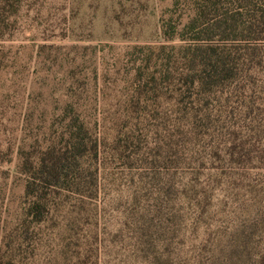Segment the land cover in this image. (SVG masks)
<instances>
[{
  "label": "trees",
  "instance_id": "obj_1",
  "mask_svg": "<svg viewBox=\"0 0 264 264\" xmlns=\"http://www.w3.org/2000/svg\"><path fill=\"white\" fill-rule=\"evenodd\" d=\"M21 3L0 0V71L8 58L2 42ZM161 28V43L136 45L128 54L134 74L126 100L134 109L117 129L115 149L126 147L132 137L130 117L161 115L167 121L174 112L171 120L191 130L195 173L191 187L182 192L190 202L191 222L181 216L179 225L191 232L188 244L194 253H161L145 260L264 264L263 219L250 216L248 222L226 225L213 214L214 190L229 168H264V0H173L161 17ZM48 46L41 45V51ZM82 74L80 64L67 67L63 105L50 112L45 129L42 124L36 131L31 127L18 146L22 204L15 223L4 227L0 264H33L30 260L47 232L56 241L50 249L56 252L53 264H101L97 199L107 141L101 114L87 108V102H97V88L92 97ZM150 105L162 106V111H148ZM32 117L34 111L25 114L27 121ZM209 174H217L218 180L204 179ZM208 180L218 186L211 188ZM200 234L206 237L198 239Z\"/></svg>",
  "mask_w": 264,
  "mask_h": 264
},
{
  "label": "rangeland",
  "instance_id": "obj_2",
  "mask_svg": "<svg viewBox=\"0 0 264 264\" xmlns=\"http://www.w3.org/2000/svg\"><path fill=\"white\" fill-rule=\"evenodd\" d=\"M172 3L22 0L2 42L8 58L0 71V245L5 225L15 223L21 210L18 146L31 127L36 131L42 124L45 129L50 112L66 99L62 83L67 67L80 64L92 97L97 88V102H87V108H97L101 114L102 135L106 133L107 141L97 199L101 264H147L146 258L161 253L192 256L194 247L188 244L191 232L181 231L179 225L182 218L191 222L190 202L182 197L195 173L191 130L171 120L175 121L174 112L167 121L161 115L140 120L130 117L132 137L126 147L115 149L119 145L115 142L117 129L134 109L126 100L132 94L134 74L128 54L136 45L164 40L161 17ZM41 45L49 46L43 52ZM157 109L162 111V106L148 107V111ZM42 110L45 120L40 119ZM29 111H34V117L27 121ZM211 139L217 140L215 136ZM213 175L203 177L218 180L217 174ZM220 179L219 186L208 180L211 188L218 186L213 193V214L219 223L240 225L250 216L264 220V168H229ZM254 187L257 191H251ZM65 223L62 221L61 227ZM50 233L42 235L31 263H54ZM204 237L200 234L198 239ZM182 240L187 241L183 247Z\"/></svg>",
  "mask_w": 264,
  "mask_h": 264
}]
</instances>
